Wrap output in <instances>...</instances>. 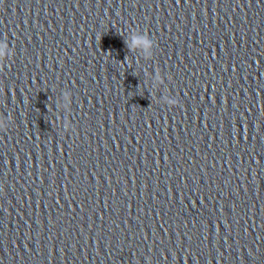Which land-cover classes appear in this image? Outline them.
<instances>
[{"label": "clouds", "instance_id": "obj_1", "mask_svg": "<svg viewBox=\"0 0 264 264\" xmlns=\"http://www.w3.org/2000/svg\"><path fill=\"white\" fill-rule=\"evenodd\" d=\"M136 45H143L145 48L151 47V41L148 39H137L134 41ZM8 48V44H0V59H3L5 57V49ZM172 105H176L177 101H171Z\"/></svg>", "mask_w": 264, "mask_h": 264}]
</instances>
